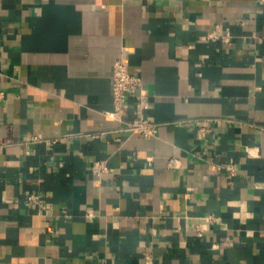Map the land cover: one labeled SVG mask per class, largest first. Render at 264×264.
I'll return each instance as SVG.
<instances>
[{"label": "crops", "instance_id": "0c3cea01", "mask_svg": "<svg viewBox=\"0 0 264 264\" xmlns=\"http://www.w3.org/2000/svg\"><path fill=\"white\" fill-rule=\"evenodd\" d=\"M0 92V264H264V0H0Z\"/></svg>", "mask_w": 264, "mask_h": 264}, {"label": "built area", "instance_id": "2783aa9c", "mask_svg": "<svg viewBox=\"0 0 264 264\" xmlns=\"http://www.w3.org/2000/svg\"><path fill=\"white\" fill-rule=\"evenodd\" d=\"M111 93L113 108L107 111V114L122 122L121 129L137 131L144 136L154 134L155 122L145 115L149 102L142 89L141 76L130 69L127 60L122 56L113 60ZM128 94L137 95V99H135L136 114L133 120L125 121L123 120L126 112L124 102ZM0 96H2L1 92ZM226 168L232 170V165L228 163ZM90 169L96 174H101L109 170V165L106 159H96L93 160Z\"/></svg>", "mask_w": 264, "mask_h": 264}]
</instances>
